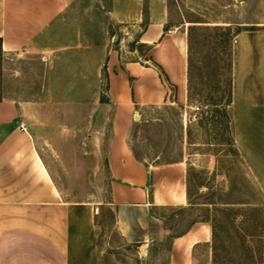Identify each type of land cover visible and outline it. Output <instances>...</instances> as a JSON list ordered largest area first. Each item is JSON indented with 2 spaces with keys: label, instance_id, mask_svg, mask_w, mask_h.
<instances>
[{
  "label": "crops",
  "instance_id": "0c3cea01",
  "mask_svg": "<svg viewBox=\"0 0 264 264\" xmlns=\"http://www.w3.org/2000/svg\"><path fill=\"white\" fill-rule=\"evenodd\" d=\"M78 1L0 0L3 54L52 56L50 79L60 87L57 95L68 100L51 110L63 114L58 125L68 128L67 134L58 130L55 139L32 123V106L0 100V264H100L102 202L68 201L61 187L65 171L79 170L85 159L83 122L89 160L96 166L91 174L106 177L100 191L108 192V204L127 219L131 211L188 203L186 165L146 164L130 143L140 108L186 103V31L180 26L166 32L164 19L149 21L140 36L150 47L148 60L124 62L120 51L94 38L82 47L84 30L71 20L80 16L74 10ZM260 9V19L232 41L229 109L236 149L264 196V0ZM64 33L72 35L58 36V46L49 47L53 34ZM46 109L41 106L40 112H50ZM208 241L203 225L175 238L174 246L183 251Z\"/></svg>",
  "mask_w": 264,
  "mask_h": 264
},
{
  "label": "rangeland",
  "instance_id": "374dc122",
  "mask_svg": "<svg viewBox=\"0 0 264 264\" xmlns=\"http://www.w3.org/2000/svg\"><path fill=\"white\" fill-rule=\"evenodd\" d=\"M261 0H79L82 47L88 37L120 51L122 60L147 61L149 46L140 36L149 21L164 19L166 32L176 27L187 36V99L184 105L166 104L138 110L130 143L146 164L186 165L188 203L154 207L122 215L100 191L106 177L91 174L88 130L82 124L79 170L65 171L62 189L68 201L98 199L100 264H264V196L234 143L231 113L226 106L231 81L234 36L260 19ZM71 23V22H70ZM88 26L94 27L89 32ZM53 34L49 47L58 46ZM54 56V55H53ZM0 48V100L33 107L29 118L46 127L49 139L68 128L58 125L52 108L67 103L58 96L49 69L53 57ZM41 106L50 112H40ZM24 115V114H23ZM55 124L48 127L47 123ZM61 125V124H60ZM85 128V129H84ZM45 129L44 131L47 132ZM63 133V134H64ZM67 136V135H66ZM99 150V142H95ZM96 167V166H95ZM105 190V188H104ZM207 226L209 241L180 251L174 240L192 229Z\"/></svg>",
  "mask_w": 264,
  "mask_h": 264
},
{
  "label": "trees",
  "instance_id": "16d2710c",
  "mask_svg": "<svg viewBox=\"0 0 264 264\" xmlns=\"http://www.w3.org/2000/svg\"><path fill=\"white\" fill-rule=\"evenodd\" d=\"M1 44V41H0ZM232 102V90H231V81H230V87H229V95H228V100L226 102V106L229 107Z\"/></svg>",
  "mask_w": 264,
  "mask_h": 264
},
{
  "label": "built area",
  "instance_id": "2783aa9c",
  "mask_svg": "<svg viewBox=\"0 0 264 264\" xmlns=\"http://www.w3.org/2000/svg\"><path fill=\"white\" fill-rule=\"evenodd\" d=\"M21 129L23 130V131H26V127L24 126V125H21Z\"/></svg>",
  "mask_w": 264,
  "mask_h": 264
}]
</instances>
